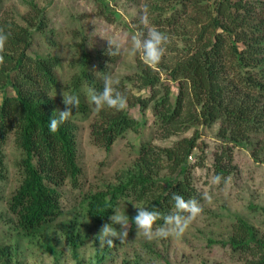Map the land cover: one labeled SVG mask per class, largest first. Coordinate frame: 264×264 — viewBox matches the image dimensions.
Segmentation results:
<instances>
[{
	"label": "trees",
	"instance_id": "obj_1",
	"mask_svg": "<svg viewBox=\"0 0 264 264\" xmlns=\"http://www.w3.org/2000/svg\"><path fill=\"white\" fill-rule=\"evenodd\" d=\"M148 7L155 8L151 26L169 35L172 42L157 68L141 62V71L129 78L149 94L133 95L126 81L119 83L118 90L142 114L151 109L156 136L161 138L219 121L218 135L223 143L216 154L215 171L222 175V181L229 174L223 159L231 161L236 146L250 148L254 158L264 162V0H149ZM33 8L34 15L28 22L44 31L49 25L46 14L36 5ZM0 28L8 34L5 64L0 66V169L5 167L2 147L13 134L22 153L23 179L9 200V209L17 216L23 234L32 237L62 215L59 187L65 180L70 178L74 186L78 185L82 169L76 125L69 118L56 133L49 131L50 117L58 115L62 105L53 96L59 88V59L30 52L33 30L29 26L3 22ZM146 32L147 28L143 30ZM104 54L108 52L94 55L84 50L81 69L68 85L69 93L80 98V107L73 108V113L89 117L91 109L96 108L89 95L93 89H103L99 76L106 73V67L101 66L97 72L93 66L97 60H114ZM162 72L167 79L179 82L176 96L170 84L163 82ZM96 111L92 141L107 149L128 131L142 126L128 108L118 111L105 105ZM198 135L184 136L164 147L143 144L133 169L125 172L127 178L85 196L81 213L98 224L109 222L122 198L144 199L151 193L155 165L162 161L176 177L166 188L153 193L149 208L163 215L175 211L172 192L201 202L189 162L198 147ZM161 223L162 219L157 221ZM66 237L80 264L79 250L85 243L82 233L71 229ZM224 244H230L247 264H264V235L244 218H239L236 233ZM47 249L55 251L52 245ZM16 257L15 246L0 244V264H20ZM56 261L59 264L58 256ZM102 262L100 259L95 264Z\"/></svg>",
	"mask_w": 264,
	"mask_h": 264
},
{
	"label": "rangeland",
	"instance_id": "obj_2",
	"mask_svg": "<svg viewBox=\"0 0 264 264\" xmlns=\"http://www.w3.org/2000/svg\"><path fill=\"white\" fill-rule=\"evenodd\" d=\"M148 3L149 0H4L0 7V24L15 22L29 26L33 30L30 52L59 59L56 69L59 88L57 95L53 96L62 104L60 109L64 110L62 91L69 94V81L81 69L84 50L94 55L99 51L108 52L107 39L118 38L123 44L119 55L104 54L107 59L114 60L102 63L97 60L93 66L94 71L101 66L106 67V73L99 76L101 82L104 84L105 76H112L120 82L126 81L133 95L149 94V90L138 88V81L131 83L129 79L138 70L141 71V62L147 64L139 53L132 55L129 49L132 36L152 27L151 11L155 8L150 9ZM35 5L46 14L49 25L44 31H39L36 25L28 22L34 15ZM145 10L147 25L141 23ZM151 66L157 68V64ZM161 77L163 82L170 84L173 96H176L179 82L167 79L166 72H162ZM126 108L142 122V126L119 137L110 149L92 141L91 124L96 108L91 109L89 117L72 113L70 118L76 125L78 161L82 173L77 186L69 178L59 187L63 208L60 218L32 237L23 234L18 227L17 216L9 209V200L23 179L20 166L22 153L15 136H9L2 147L5 167L0 169V244L15 246L16 259L20 264H57V256L59 264H78L66 237L67 231L73 229L75 233L81 232L85 239L79 250L80 264H95L100 259L103 264H247V260L224 241L236 233L239 218L247 220L260 235H264V162L257 161L250 148L236 146L233 148V159H223L222 164H227L229 174L225 181L216 185L212 183L216 175V154L223 143L218 135L219 121L212 125L200 124L186 133L161 138L156 136L151 109L142 114L130 102H127ZM195 133H199L198 147L189 156L193 182L201 195L208 193L212 196L211 203L202 199V214L179 237L149 241L137 231L131 222V217L137 214L136 207H149L153 193L166 188L176 177V173H171L165 167L166 162L162 161L155 165V185L147 197L137 199L130 196L120 200L117 209L128 215L131 223L128 238L123 243L113 238L112 247L100 246L96 237L104 223L98 224L81 213L83 198L126 179L125 172L133 169L143 144L150 142L164 147ZM159 226L154 225V229ZM116 227L119 228V225ZM49 245L54 247L53 253L48 251Z\"/></svg>",
	"mask_w": 264,
	"mask_h": 264
},
{
	"label": "clouds",
	"instance_id": "obj_3",
	"mask_svg": "<svg viewBox=\"0 0 264 264\" xmlns=\"http://www.w3.org/2000/svg\"><path fill=\"white\" fill-rule=\"evenodd\" d=\"M141 23L148 24V17L145 14L141 17ZM8 34L3 28H0V66L5 64L3 55ZM109 43L108 54L111 56L119 55L123 42L117 39H107ZM169 35L161 32L156 27L147 28L146 35L141 33L131 37L130 54H140L147 64H159L166 53L167 46L171 44ZM119 79L112 76H105L104 86L101 91L92 90L90 95L91 102L96 106L97 110L102 109L105 105L116 110H123L127 106V97L118 90ZM62 103L65 105L64 110H59L58 115H52L49 120V131L56 133L59 127L66 122L73 113V108L79 109L80 98L75 94H65L62 91ZM55 112V111H54ZM224 178L221 174L213 177L212 183L219 185ZM202 199L208 203L212 202V196L208 193L202 195ZM171 200L174 202L175 211L167 215H163L159 210L149 207H136L137 214L132 217L137 231L142 232L143 236L151 241L154 238H167L169 236H182L188 229L190 224L203 212V205L200 200L188 198L182 194L172 192ZM114 209V214L109 217L110 223H104L96 239L100 246H114L113 238L123 243L127 238L130 230L129 216L121 213L118 209ZM163 220L158 228L154 229V225L158 220ZM119 225V228L116 226Z\"/></svg>",
	"mask_w": 264,
	"mask_h": 264
}]
</instances>
